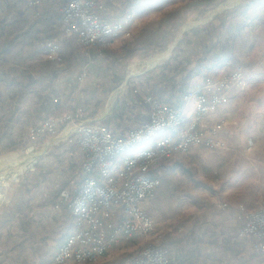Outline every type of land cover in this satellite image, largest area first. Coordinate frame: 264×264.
<instances>
[{
  "label": "crops",
  "instance_id": "crops-1",
  "mask_svg": "<svg viewBox=\"0 0 264 264\" xmlns=\"http://www.w3.org/2000/svg\"><path fill=\"white\" fill-rule=\"evenodd\" d=\"M98 1L104 19L130 32L104 51L83 47L76 34L58 25L69 0H0V156L24 148L31 126L66 112L77 121L99 119L114 135L127 136L148 120V95L188 109L186 91L203 86L208 76L239 62L248 46L264 41V8L247 19L235 12L246 0L212 18L211 8L229 0ZM47 40L58 43L54 59L47 58ZM134 44L142 47L137 58L150 52L157 60L134 63L131 70L129 60L117 54ZM84 72L88 76L79 82ZM226 110L221 104L202 125L226 123L234 113ZM45 147L21 191L0 202V264H45L76 228L65 192L81 183L86 155L77 135L47 140ZM192 149L177 155L185 159ZM160 167L151 173L158 175ZM177 178L161 179L155 198L146 202L157 221L152 240L165 247L173 264H264V252L239 236L235 214L246 200L255 207L258 201L250 198L257 193H231L229 187L219 192L202 179L189 180L193 193H177L183 189ZM216 198L229 209L218 207ZM144 241L141 234L124 237L87 264H128Z\"/></svg>",
  "mask_w": 264,
  "mask_h": 264
},
{
  "label": "built area",
  "instance_id": "built-area-1",
  "mask_svg": "<svg viewBox=\"0 0 264 264\" xmlns=\"http://www.w3.org/2000/svg\"><path fill=\"white\" fill-rule=\"evenodd\" d=\"M98 0H69L57 18L64 32L77 35L83 47L100 51L121 37L130 35L122 23H111L101 15ZM48 59L58 53V43H45ZM88 76L82 73L79 82ZM249 84L243 65L208 76L203 86L183 94L188 109L147 96L149 118L119 137L99 119H81L71 113L50 115L39 125L28 129L24 152L42 151L24 170H32L46 153L45 142L78 136L86 155L84 177L71 192H65L67 209L76 228L45 264H87L97 262L114 243L124 237L141 234L143 244L126 260L128 264H173L164 246L153 242L156 219L148 213L146 202L162 184L160 176L151 172L160 163L193 147L225 148L219 137L225 122L202 125L205 117L228 101L233 88L246 89ZM60 103L58 98L55 99ZM250 144L253 140L250 139ZM0 199L3 194L0 193ZM218 207L227 208L225 202ZM236 216L241 225L238 234L253 241L254 248L264 252V205H241Z\"/></svg>",
  "mask_w": 264,
  "mask_h": 264
},
{
  "label": "rangeland",
  "instance_id": "rangeland-1",
  "mask_svg": "<svg viewBox=\"0 0 264 264\" xmlns=\"http://www.w3.org/2000/svg\"><path fill=\"white\" fill-rule=\"evenodd\" d=\"M241 1L243 0H229L222 4L224 6L216 5L211 8L210 13L212 14L219 7L216 12L218 14L224 9L241 3ZM221 7L224 8L220 10ZM110 47L112 45L108 48ZM137 56L128 59L131 63L129 66L131 70H133L132 64L145 65L150 58V60L156 58V53L150 55L148 52L145 57L141 58H137ZM237 65H243L249 84L246 89L233 88L230 92L232 95L225 103L226 111L234 112L227 118L223 130L219 133V137L226 142L227 146L219 149L205 147L192 149L191 153L186 154L185 159L175 155L168 161L162 162L163 165L160 167L162 170L158 175L162 180L167 175H177V179L183 181L181 182L183 189L177 193H193L191 182H194V179H202L206 185L211 183L217 186L219 192L229 187L231 193H257V198L251 197L250 199L258 201L256 206L264 205V41L257 47L248 46L240 61L234 62L228 69L231 70ZM250 139L253 140V144H250ZM24 148L12 151L15 153L4 154L0 156V159L9 155H16L18 159H21L24 156ZM36 153L41 154L42 151ZM28 171L23 170L16 178H7L0 182V193L4 195L0 199L1 203L8 201L9 193L21 191L22 180ZM155 196L156 194L150 199ZM247 201L240 204L239 207L241 205L248 206ZM214 202L217 206L218 202H225L228 204L227 208L230 207L226 200L216 198Z\"/></svg>",
  "mask_w": 264,
  "mask_h": 264
},
{
  "label": "bare ground",
  "instance_id": "bare-ground-1",
  "mask_svg": "<svg viewBox=\"0 0 264 264\" xmlns=\"http://www.w3.org/2000/svg\"><path fill=\"white\" fill-rule=\"evenodd\" d=\"M234 4V3H232ZM223 7L220 8V10ZM159 56L158 58H161ZM150 60V59H149ZM155 61L157 60L154 59ZM153 61V60H152ZM68 132L65 131L60 137L64 136ZM40 153L25 152L21 159H18L16 155H9L0 159V182L7 178H16L28 165L33 162ZM1 197V196H0Z\"/></svg>",
  "mask_w": 264,
  "mask_h": 264
},
{
  "label": "trees",
  "instance_id": "trees-1",
  "mask_svg": "<svg viewBox=\"0 0 264 264\" xmlns=\"http://www.w3.org/2000/svg\"><path fill=\"white\" fill-rule=\"evenodd\" d=\"M263 8H264V0H246L245 3L240 4L235 8V12H239V14L244 19H247L251 14L257 15L259 13V10H262ZM179 11L180 9L174 10L173 13L169 14V17L178 14ZM232 41L235 43V37L232 38ZM141 49H142L141 45L134 44L131 47L124 48L119 54H117V56L126 59L133 58L134 56L140 53ZM162 165H163L162 163L159 164V166ZM194 182L197 183L195 179Z\"/></svg>",
  "mask_w": 264,
  "mask_h": 264
},
{
  "label": "water",
  "instance_id": "water-1",
  "mask_svg": "<svg viewBox=\"0 0 264 264\" xmlns=\"http://www.w3.org/2000/svg\"><path fill=\"white\" fill-rule=\"evenodd\" d=\"M238 1H240V0H238ZM235 4V3H234ZM219 10V7L211 14V16H210V18H212L215 14H216V12ZM173 48V46H171V48H170V50Z\"/></svg>",
  "mask_w": 264,
  "mask_h": 264
}]
</instances>
